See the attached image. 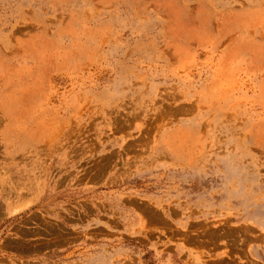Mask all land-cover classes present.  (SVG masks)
Masks as SVG:
<instances>
[{"label":"rangeland","instance_id":"374dc122","mask_svg":"<svg viewBox=\"0 0 264 264\" xmlns=\"http://www.w3.org/2000/svg\"><path fill=\"white\" fill-rule=\"evenodd\" d=\"M0 264H264V0H0Z\"/></svg>","mask_w":264,"mask_h":264}]
</instances>
